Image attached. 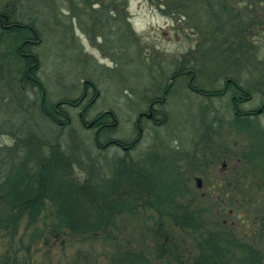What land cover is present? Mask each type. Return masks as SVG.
Segmentation results:
<instances>
[{"label":"rangeland","instance_id":"rangeland-1","mask_svg":"<svg viewBox=\"0 0 264 264\" xmlns=\"http://www.w3.org/2000/svg\"><path fill=\"white\" fill-rule=\"evenodd\" d=\"M8 2L16 18L34 23L39 33V45L32 51L39 59L36 77L46 91L45 107L75 100L84 91L85 102L93 99L85 114L87 123L100 113L111 112L115 117V125L100 135L102 144L111 139L131 142L137 136L133 127L137 115L147 109L149 100L162 97L165 86L172 83V88L163 97L164 104L155 106L157 120L165 121L154 125L142 120L145 133L129 154L112 144L99 150L94 144V130L79 123V109L62 108L70 118L62 129L49 123L39 110L37 87L20 83V67L5 57V62H0V160L8 163L25 154L28 142L56 138L57 132L61 134L56 140L75 162L69 176L76 184L87 179H98L103 184L110 181L122 159L127 162L131 157L147 169L148 153L175 157L179 159L175 171L189 178L188 187L196 198L194 205L203 216L205 229L215 230L213 222L226 219L227 229L232 225L235 233L255 241L252 244L262 240L259 245L264 250V230L260 226L264 222L256 220L264 208L259 189L258 194L249 196L234 188L246 200L236 210L228 203H212L209 176L202 175L203 167L192 170L196 160L207 162L218 183L243 168L248 174L241 171L242 183L249 189L258 183L260 171L252 169L242 157L250 149L248 137L228 127L234 118L228 104L234 90L229 88L226 95L207 99L187 89L183 77L173 78L182 64L195 72L194 84L209 91L220 92L225 79L233 80L246 93L244 97H249L240 110L257 109L264 101V0H245L240 5L252 25L244 30L241 41L233 43L229 37V42L223 44L203 38L184 22H175L148 0H0V7ZM228 43L233 44L230 50L236 51V57L228 54ZM8 47V40L0 43V56L6 55ZM258 124L264 130V116L258 117ZM214 155L217 162L211 165ZM194 177L204 178L202 190L196 191ZM233 180L237 181L236 176ZM121 185L114 191L116 195L125 191ZM200 193L206 197H200ZM229 209L231 216H227ZM157 220L161 218L155 210L138 207L133 215H116L105 233L78 236L58 230L52 209L46 205L32 226L22 220L14 230L0 231V258L15 259L17 264H119L122 253L150 248L154 264H189L197 253L195 240L167 219L162 223L170 235L169 253L154 251ZM218 224L216 228H225L220 226L221 221Z\"/></svg>","mask_w":264,"mask_h":264},{"label":"trees","instance_id":"trees-1","mask_svg":"<svg viewBox=\"0 0 264 264\" xmlns=\"http://www.w3.org/2000/svg\"><path fill=\"white\" fill-rule=\"evenodd\" d=\"M148 1L163 9L167 15H171L175 22H184L190 26L189 28L197 30L203 38L220 40L221 44L229 42V37L234 40L233 43L236 40L241 41L244 39V30L248 31L252 25L241 12L240 5L245 0ZM262 1L258 0L259 3ZM95 3L97 4V1ZM8 12L5 6L0 7V43H4L5 40L10 43L6 55L0 56V62L3 64L4 58L9 57L20 67L19 82L37 87L40 94L38 107L49 123L62 129L70 123V118L62 108L66 106L79 109V123L84 128L91 124L96 148L104 149L106 146L100 142V135L107 130L101 126L105 123L115 125L113 114L111 112L97 114L87 123L85 114L93 99L85 102L84 91L75 100L58 101L50 108H46V91L36 77L39 59L32 51L33 46L40 41L39 33L32 24L19 23L14 17L9 18ZM5 17L7 21H4ZM225 30H229L227 34L224 33ZM30 40L35 43H29ZM232 45L228 43L226 50L230 56L236 57V51L230 50ZM194 73L181 64L174 72L173 78L183 77L187 89L207 99L213 96L220 97L224 89L234 90L230 93L228 104L231 110H239V115L228 122V127L248 137L250 149L242 157L252 169L264 170V130L258 124V114L254 110L248 112L240 110L239 104L244 102L246 93L235 81L229 79L224 80V88L220 92L206 90L194 84ZM171 88L172 83L165 86L160 99L170 93ZM93 90L96 92L94 87ZM235 96L239 99L235 100ZM153 102L149 100V104ZM60 134L57 132L56 138ZM56 138L53 136L50 139L39 138L36 141L34 139L32 143L27 141L28 149L25 154H19L20 156H16L15 159L11 158L8 163L0 160V231L14 230L22 220L26 221L28 227L32 226L48 205L52 209L58 230H66L72 235L96 237L100 233H105L109 226H113L116 215H133L138 207L143 209L146 207L155 210L161 218L157 220L153 233L152 244L155 252L160 250L164 253L167 249L170 235L164 230L162 223L163 219H167L195 240L197 253L189 264H264V254L252 247H249V252L246 253L234 252L230 233L225 228H216L219 226L217 223L212 224L213 227L216 226L215 230H206L203 216L194 205L193 196L189 194L187 183L189 178L183 177L181 172L178 174L174 167L166 170L156 163L155 155L146 159L149 162L147 169L141 166L134 168L122 159L116 165L114 177L110 181L103 184V181L98 179H87L83 184H76L69 176L75 162L65 154ZM139 138L137 134L134 139ZM113 143L115 146L131 144L117 140ZM118 184L124 185L125 191L116 195L114 191ZM161 239L162 243L159 242ZM149 254L150 248L124 252L118 257V263L154 264ZM175 255L178 256L179 253L176 252ZM0 264H17V261L4 256L0 258Z\"/></svg>","mask_w":264,"mask_h":264},{"label":"flooded vegetation","instance_id":"flooded-vegetation-1","mask_svg":"<svg viewBox=\"0 0 264 264\" xmlns=\"http://www.w3.org/2000/svg\"><path fill=\"white\" fill-rule=\"evenodd\" d=\"M5 9L7 11H9L8 12V17L9 18L14 17L16 21H18L19 23H23V22H20L16 18V16L14 15V11L11 9V3L10 2L5 4ZM4 21H7V17L4 18ZM26 23L27 24H32L35 27L34 23H31V22H26ZM12 26H14V25L12 24ZM28 42L32 43V44L35 43V41H32V40H30ZM39 42H38V44L36 46H33V49L39 45ZM223 92H224L223 94L226 95L227 94V89H224ZM195 94H197V93H195ZM223 94H221V96ZM234 99L238 100L239 98L237 96H235ZM248 99H249V97H246L243 100L245 101V100H248ZM153 101L156 102V103H154V102H153L154 104L153 103H151V104L148 103L147 109L144 112H141V113H139L137 115V118H136V120L134 122V125H133L134 129L137 130L136 133L141 138V140H142L143 135L145 133V128L142 125V120L147 119L149 122H151L154 125H160L163 122V120H157V118H156L157 117V111L155 110V106L156 105H161L162 102L164 101V98L163 99L155 98V99H153ZM242 103H244V102H242ZM242 103H240L239 105H241ZM238 111L236 109L232 110L233 115L234 116L239 115ZM248 111H252V110H247V111L245 110V112H248ZM254 111L258 114V117L259 116H264V101L260 104V106L257 109H254ZM111 125L112 124H110V123H105L101 127H104V129L105 128L108 129V128H111L110 127ZM140 138L138 140L137 139L132 140L130 146H127L125 144H119L118 146H115L114 145L115 143H113L115 140L113 141L112 139L107 141L106 144H104V145L106 146L107 144H112L114 147L120 148L123 152H126V153L129 154V152L131 150H133L138 145V143L140 141ZM104 148H106V147H104ZM153 155L156 156V159H157L156 163L160 164L165 169L172 168V167H174L175 169L177 168V161H179V159L177 160V158H175V157L174 158L169 157L167 159L165 156H161V155L153 153V152L148 153L146 159L149 156H153ZM216 159H217V155H214L213 159L209 162V164H211V165L215 164L217 162ZM127 162H129L134 168H137L139 166V164H140L139 162L134 161L131 157L128 159ZM145 162H146L145 165L148 167V163L149 162H147L146 160H145ZM196 162H195L192 170L196 169L197 171H199L200 167H203L204 171H203L202 175L209 176L208 179H209V183H210V187H211L209 189L211 191H213V193H212V195H213L212 203L218 202L221 205H224L225 203H228V204L234 206L236 208V210L242 208V206L245 204L244 202L246 200L245 199H241L240 196L235 193L234 188L238 189L239 191H241V192H239L240 194H243L242 192L246 191V193L249 196H254V195L258 194L256 192V190L258 191V189H259V195L262 198H264V170L259 169L260 172H259V177H258V183H254L252 185L251 189H249V188H247L248 187L247 184L244 185L242 183V177L243 176H241V174H242L241 171H243V172L245 171L244 173L248 174L247 170H244L243 168H241L239 171H237V173L235 175H233V173L230 176L227 175L225 177L224 182L216 183L215 182L216 181V178H215L216 173L214 174V170L208 169L206 167L205 164L207 162H202L201 163V162H198L197 160H196ZM245 162L247 163L246 160H245ZM225 168H226V163H223L222 164V169H225ZM178 174H179V172H178ZM234 176H236V180H237L236 182H234V180H233ZM203 179L204 178L200 179L198 177H194L193 178L194 183H195L196 191L202 190L201 187H202V181H204ZM213 188H214V190H213ZM214 191H216V193ZM189 194H190V196L193 195L191 191H190ZM199 196L205 198L206 194L205 193H200ZM193 201L195 202L196 198L193 197ZM218 212H219V210L216 209L215 213H218ZM236 213L239 214V211H236ZM260 213H261V215L256 220H260L261 223H262V222H264V208L262 209V212H260ZM227 214H228L227 216H231L230 214H232V210L229 209ZM239 216H240V218L243 217L241 214H239ZM255 217H258V216H255ZM219 221H221L220 226L221 227H225L226 231L228 233H230L231 245L235 249L234 252L246 253V252H249V247H252L255 251H260V252H262V254H264L263 248L261 247V245H259V243L263 244V243H261L262 240H258L259 241V242L257 241L258 244H252L255 241H251V242L247 241L244 237H242V236L238 235L237 233H235L232 230V228H233V227H231L232 225H230V229L229 228L227 229L226 226H228L229 224H227L228 221L226 219L216 220L214 225H216V223L218 224ZM230 222L232 224H234L233 221L230 220ZM260 226H261V229L263 231L264 230V225L261 224ZM262 239H263V236H262Z\"/></svg>","mask_w":264,"mask_h":264},{"label":"water","instance_id":"water-1","mask_svg":"<svg viewBox=\"0 0 264 264\" xmlns=\"http://www.w3.org/2000/svg\"><path fill=\"white\" fill-rule=\"evenodd\" d=\"M90 126H91V124L88 125V127H90Z\"/></svg>","mask_w":264,"mask_h":264}]
</instances>
